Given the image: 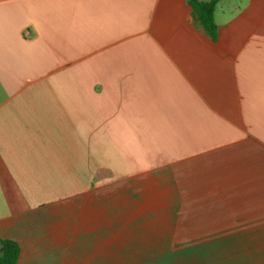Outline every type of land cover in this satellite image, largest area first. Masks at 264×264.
Masks as SVG:
<instances>
[{"label": "crops", "instance_id": "crops-1", "mask_svg": "<svg viewBox=\"0 0 264 264\" xmlns=\"http://www.w3.org/2000/svg\"><path fill=\"white\" fill-rule=\"evenodd\" d=\"M215 20L216 41L189 0H0L18 264H264V0Z\"/></svg>", "mask_w": 264, "mask_h": 264}, {"label": "trees", "instance_id": "trees-1", "mask_svg": "<svg viewBox=\"0 0 264 264\" xmlns=\"http://www.w3.org/2000/svg\"><path fill=\"white\" fill-rule=\"evenodd\" d=\"M221 0L199 1L189 0V5L197 21L208 32L213 40L218 39L219 28L215 20V11ZM19 245L9 239H0V264H18L20 258Z\"/></svg>", "mask_w": 264, "mask_h": 264}]
</instances>
